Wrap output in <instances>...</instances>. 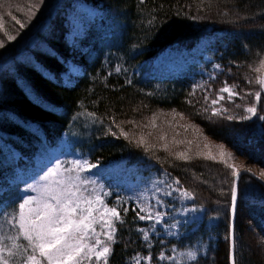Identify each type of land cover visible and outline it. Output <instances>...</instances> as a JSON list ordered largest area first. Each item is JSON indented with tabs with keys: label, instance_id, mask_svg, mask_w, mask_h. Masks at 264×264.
Here are the masks:
<instances>
[{
	"label": "trees",
	"instance_id": "obj_1",
	"mask_svg": "<svg viewBox=\"0 0 264 264\" xmlns=\"http://www.w3.org/2000/svg\"><path fill=\"white\" fill-rule=\"evenodd\" d=\"M80 2L97 13L70 43L67 13ZM203 38H210L215 61L223 68L213 83L226 79L235 83L238 93L248 90L253 68L264 58V0H51L25 37L0 52L1 207L10 210L18 201L19 183L12 180L28 171L29 161L71 135L73 145L94 164L146 157L179 180L193 193V203L204 208L198 231L208 230L206 224L215 219L209 230L218 234L215 245L191 264H229L234 177L228 169L205 158L180 160L162 150L145 152L132 140L139 124L174 109L236 155L263 167L264 153L254 139L264 140L263 96L259 113L251 120L223 122L202 112L195 102L188 70L175 77L149 70L151 61L165 50L190 52ZM73 67L78 69L74 81L65 80L63 73ZM240 96L235 105L239 115L241 104L250 101ZM116 125L129 132V139L119 135ZM252 142L259 151L249 147ZM245 179L251 182L248 192L243 191ZM137 225L141 224L130 207L116 223L108 264H130L132 256L149 252L156 257L159 241L154 239L148 248L134 232ZM234 258L236 264H264V188L247 175L238 186Z\"/></svg>",
	"mask_w": 264,
	"mask_h": 264
},
{
	"label": "rangeland",
	"instance_id": "obj_2",
	"mask_svg": "<svg viewBox=\"0 0 264 264\" xmlns=\"http://www.w3.org/2000/svg\"><path fill=\"white\" fill-rule=\"evenodd\" d=\"M16 1L17 0H5L2 3L3 6L0 7V18L3 20L5 29L9 32V34L16 35L15 40L8 41L7 37L4 36L2 31H0V40L5 41V47L0 48V52L4 51L7 47L18 43V41L25 37V34L29 32L33 20L36 19L40 13L44 12L51 0H42L39 10L36 11L35 17L32 18L30 22H28L27 9L30 4L40 3L41 0H22L21 2ZM9 3L14 4L9 8ZM19 9H23L24 11H19ZM33 10L35 11V9ZM8 12H13L16 14L18 16L17 18L22 22H25L27 25L24 29L20 30L18 35L17 29H19V25L11 19V16L8 15ZM96 13L97 9L92 8L88 4L82 2L76 3L74 7L68 10L67 19L69 32L67 38L70 43H74L76 39L81 36L84 28L87 25V22L92 20ZM214 53L215 48L210 47V38L209 40L203 38L194 48H192L190 52L178 50L176 48H169L165 50L156 59L151 61L149 64V70L155 75L168 77L179 76L183 74L184 70H188V76L191 78L192 84L194 86L193 88L195 90L192 95L194 96L195 102L200 103L202 112H208L211 114L212 107H217L221 109H227V111H224L222 115L216 116L223 122H241L243 120L241 117L243 116H250L249 119L251 120L259 113L258 108L260 107V103L255 100L254 95H247V93H254L258 90L256 89L257 84L255 81L257 76H261L264 65L259 63L256 68H253V73L251 76L252 83L248 82V90H243L230 102L225 99L213 106L211 105V100L217 98L216 94L219 89L223 87L225 82H227L229 85H235L233 81L229 82L226 79L221 80L218 83H213V81L218 78L223 70L221 65L215 61ZM217 65L220 66L219 69L215 67ZM256 69H259V71H256ZM77 73L78 69L73 67L71 70L63 73V77L65 80L73 82ZM198 85L199 87H197ZM235 91L238 92L237 88H235ZM205 94L209 96L207 101L204 99ZM241 94L245 95L246 99L250 98V101L248 104L244 102L241 104L243 114L239 115L236 114L237 111L235 105H237L236 100L241 98ZM223 95L227 97L226 93ZM253 104H255L257 108L256 115L249 114L245 111L246 107ZM204 109H207V111ZM173 110L174 109L162 112L159 116H157L155 128L151 126V120H149L139 124L141 127L135 128L136 132L133 129L134 132L132 133V140L134 144L137 145L136 141L139 139L140 135L143 134L148 145H155V150H162L169 156L175 157L174 154L176 152H185L189 159H193L205 158V154L211 153L212 155L217 156L216 161L220 162L219 153L221 149L217 146L223 143L207 136L202 131V129L186 114ZM228 116H232L233 119H228ZM145 125H147V127H145ZM162 134L165 136V140H160V136ZM73 135H75V133ZM254 139L258 141V146L261 147L260 151H263L264 153V140L263 142H259V137H255ZM71 140V135H64L57 147L42 150L29 161V169L27 172L19 173L14 177L12 180L13 183H19V198L13 207L18 205L23 196L35 195L31 189L27 188V185L38 182L40 175H42L48 167L54 164L56 160H89L86 153L74 146L72 143L73 140ZM176 141H183V143H176ZM188 141H191V143L189 144ZM164 144H167V150L164 149ZM247 144L252 150L259 151L258 146H256L254 142H252L251 145L250 143ZM205 145H207V147H205ZM223 145L225 146L224 151L232 152L234 154L233 157L228 160V163L233 164L240 170H251L264 181V176H261V172L264 171L263 160V167L257 166L236 155L225 144ZM198 153L200 155H197ZM261 155V158L264 159V154ZM220 163L225 166L224 163ZM96 165L97 166L95 168L87 170L82 175L87 177L88 180L94 181V186L101 193H110V195L105 197V202L109 206H117V198H120L118 210H121V220L122 216L125 214L122 209L124 207L129 209L131 207V210L135 215V222H139L141 224L135 227L134 232L138 235V238L147 245L148 248H151V244L153 243L154 239H157V241H159V245H161L159 246V251L155 258L152 257L151 252L145 255L136 254L131 257L129 261L130 264H136L135 258L137 256L141 258L140 264H175L174 261L161 259V252H163L165 256H168L174 254V249L176 253H183L186 250L191 249L197 253L198 258L199 256L205 255V252L209 246L215 245L218 234L214 233L212 230H209V228L215 224V219L209 220L206 224V228L208 230L198 231V227L203 218L204 208L202 206L195 205L193 203V198L191 200L182 199L180 193L174 189L179 187L183 190L185 188H183L180 183L179 185H176L173 182L176 179L172 178L165 169L156 166L154 162L146 157H140L133 162H127L125 159H118L107 164L97 163ZM227 169L231 174V169ZM245 175H242L241 177ZM161 180L166 181L169 187L161 185L159 183ZM242 183L243 191L245 189L248 192V190L251 188L250 180L245 179ZM158 186L161 187L163 191L156 193L154 196L152 190ZM89 187H93V185H89ZM166 192H172V194L165 195ZM141 196L145 202L150 203L156 210L168 213V215L163 218L161 223L156 226L155 230L151 229L149 221H141L136 218V211H138V209H133L135 208V205L140 203L138 197ZM156 198L162 200L163 206H157L155 204ZM184 209L194 210L184 211ZM171 225H175L176 227L172 228ZM141 229H147L149 231L148 241H145L143 234L140 231ZM249 229L252 228L249 227ZM97 230H99V226H97ZM5 232H8L7 226L5 227ZM169 232H174L176 234L169 235ZM250 232L252 233V230H250ZM169 239H175L177 242L170 244L168 242ZM146 257L148 259H144ZM192 262L194 261H187V264H191Z\"/></svg>",
	"mask_w": 264,
	"mask_h": 264
},
{
	"label": "snow or ice",
	"instance_id": "obj_3",
	"mask_svg": "<svg viewBox=\"0 0 264 264\" xmlns=\"http://www.w3.org/2000/svg\"><path fill=\"white\" fill-rule=\"evenodd\" d=\"M41 3L42 0L40 3L29 5L27 9L28 22L35 17ZM2 6L0 4V7ZM19 11L24 10L19 9ZM8 15L19 25L18 35L20 30L27 25L12 15L11 12H8ZM0 31L7 37L8 41L16 39V35L9 34L5 29L2 18H0ZM4 47L5 41L0 40V48ZM259 62L264 65V58H261ZM215 67L219 69L220 66ZM256 71H259V69H256ZM255 82L259 85V90L254 93H247V95H254L255 100L260 102L262 96H264V77L257 76ZM249 83H252V81H249ZM235 88L236 85H229L225 82L217 92V98L211 100V105L215 106L225 99L229 102L232 101L234 97L239 95ZM224 93L227 94V97L223 95ZM204 99L207 101L209 96L205 94ZM204 110L207 111V109ZM224 111H227V109L212 107L211 115H222ZM245 111L256 115V105L246 107ZM88 115L94 117L95 113H88ZM227 118L233 119L232 116ZM249 118L250 116L241 117V119ZM260 119L264 120V116ZM112 123L115 124L114 119ZM151 126L156 127L155 115L151 119ZM116 127L119 129L120 136L129 139V132H126L119 125H116ZM109 132L113 136L117 135V132L113 131L111 127H109ZM160 140H165L163 134L160 136ZM136 143L138 147H143L145 152L156 147L155 145H148L143 134L140 135ZM176 143H183V141H176ZM188 143L190 144L191 141H188ZM163 147L167 150V144H164ZM217 147L221 149L219 153L220 162L231 169L234 178L239 177L241 175L240 169L228 163V160L234 154L224 151L225 146L223 144ZM174 155L180 160L189 159L185 152H176ZM205 159L216 161L217 156L207 153ZM96 166L87 159L56 160L40 175L38 182L27 185V188L31 189L35 195L23 196L18 205L11 208V210L7 205L0 207V264H108L112 252L111 244L115 242L116 223L121 221V210H118L120 198H117V206H109L105 202V197L110 193H101L94 186V181H90L82 175ZM261 176H264V171L261 172ZM173 182L176 185L180 183L179 180ZM159 183L169 187L164 180ZM89 185H93V187H89ZM174 190L180 193L182 199L191 200L193 198V193L187 189L182 190L177 187ZM236 190V181L233 179L231 189L233 212L235 211ZM152 191L155 196L163 189L158 186ZM171 194L172 192L165 193V195ZM138 199L140 203L135 205L133 209H138L136 218L141 221H149L151 229L155 230L156 226L161 223L168 213L156 210L150 203L145 202L142 196ZM155 204L163 206V202L159 198L155 199ZM192 210L194 209H184V211ZM122 211L127 213L129 209L124 207ZM6 226L7 233L5 232ZM97 226H99V230H97ZM171 227L175 228L176 226L171 225ZM140 231L145 241H148L149 231L147 229H141ZM175 234L169 232V235ZM173 252V255L168 256L161 252L160 258L174 261L175 264H187V261H196L197 259V253L191 249L183 253H176L174 249ZM230 258L232 264H236L231 251ZM135 259L136 264H140L141 258L137 256Z\"/></svg>",
	"mask_w": 264,
	"mask_h": 264
},
{
	"label": "water",
	"instance_id": "obj_4",
	"mask_svg": "<svg viewBox=\"0 0 264 264\" xmlns=\"http://www.w3.org/2000/svg\"><path fill=\"white\" fill-rule=\"evenodd\" d=\"M261 77H264V69L262 71ZM264 98V96H263ZM241 175L239 177L234 178L236 181V201H235V211L232 210V193H231V200H230V209H229V264H232V259L230 258V251L232 255L234 256V226H235V217H236V208H237V196H238V186H239V180L242 175H249L252 178H254L257 182H259L263 188H264V181L256 175L251 170L248 169H241Z\"/></svg>",
	"mask_w": 264,
	"mask_h": 264
}]
</instances>
